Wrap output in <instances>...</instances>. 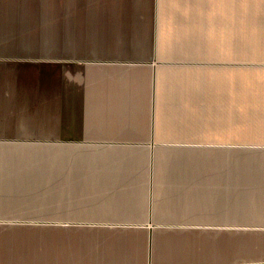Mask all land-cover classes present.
Listing matches in <instances>:
<instances>
[{"label":"crops","instance_id":"obj_1","mask_svg":"<svg viewBox=\"0 0 264 264\" xmlns=\"http://www.w3.org/2000/svg\"><path fill=\"white\" fill-rule=\"evenodd\" d=\"M1 1L0 34L54 50L56 73L0 69V224L39 210L40 264H264V116L240 125L264 98V4ZM195 68L231 88L170 136L161 86Z\"/></svg>","mask_w":264,"mask_h":264},{"label":"rangeland","instance_id":"obj_2","mask_svg":"<svg viewBox=\"0 0 264 264\" xmlns=\"http://www.w3.org/2000/svg\"><path fill=\"white\" fill-rule=\"evenodd\" d=\"M1 4L2 1L0 0V5ZM0 29H3L1 24ZM13 38L14 35L9 36L0 34V69L5 67L11 69V72L17 77H22L24 71L30 73L32 77L55 76L56 58L54 50L49 52L51 54H48L47 56H40L39 51H41V49H23V47H20L21 44L16 43ZM46 45L47 44H44V46ZM19 47L20 49H18ZM260 67L264 68V65H261ZM0 77L2 76L0 75ZM244 84L245 82H241V87H244ZM253 102H256V111L259 112V114L253 116L252 119H257L252 122L249 121L247 113L244 114L243 112L245 111L242 108L240 125L241 127H244L246 125L249 126L250 124H254L253 126H256L254 131L256 135L255 137H257L262 133L260 127L263 123L264 116V98L257 93V99L253 100ZM241 147L253 148L252 146ZM32 205H35V203ZM39 213V210L14 211L15 215H26L29 219H26L25 221L15 220L13 222H1L0 264H40V257L37 251L39 245L41 244L42 239L50 240L51 238H54L53 235L56 232V227L42 225L39 219L34 218V216H39ZM24 254L27 255L21 257V255Z\"/></svg>","mask_w":264,"mask_h":264},{"label":"clouds","instance_id":"obj_3","mask_svg":"<svg viewBox=\"0 0 264 264\" xmlns=\"http://www.w3.org/2000/svg\"><path fill=\"white\" fill-rule=\"evenodd\" d=\"M260 3L264 4V0H260ZM246 4L247 0H243L240 7L245 8ZM223 76L228 78L230 89V73L205 68L186 70L184 79L161 86L159 104L161 113L167 115L163 127L168 135L183 137L207 129L213 107L222 102ZM258 76L264 83V69L260 70Z\"/></svg>","mask_w":264,"mask_h":264}]
</instances>
